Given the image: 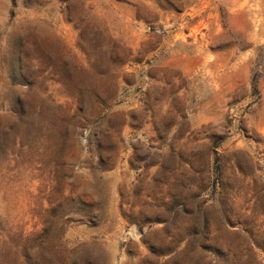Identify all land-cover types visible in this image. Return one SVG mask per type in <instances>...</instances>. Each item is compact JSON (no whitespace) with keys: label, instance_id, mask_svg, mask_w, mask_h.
Listing matches in <instances>:
<instances>
[{"label":"rangeland","instance_id":"1","mask_svg":"<svg viewBox=\"0 0 264 264\" xmlns=\"http://www.w3.org/2000/svg\"><path fill=\"white\" fill-rule=\"evenodd\" d=\"M0 264H264V0H0Z\"/></svg>","mask_w":264,"mask_h":264}]
</instances>
